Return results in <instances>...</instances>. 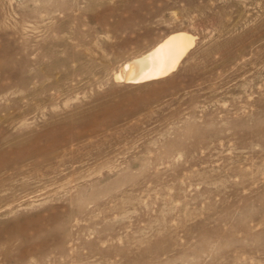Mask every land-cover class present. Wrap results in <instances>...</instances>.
Returning <instances> with one entry per match:
<instances>
[{
	"label": "rangeland",
	"instance_id": "374dc122",
	"mask_svg": "<svg viewBox=\"0 0 264 264\" xmlns=\"http://www.w3.org/2000/svg\"><path fill=\"white\" fill-rule=\"evenodd\" d=\"M0 264H264V0H0Z\"/></svg>",
	"mask_w": 264,
	"mask_h": 264
},
{
	"label": "bare ground",
	"instance_id": "6f19581e",
	"mask_svg": "<svg viewBox=\"0 0 264 264\" xmlns=\"http://www.w3.org/2000/svg\"><path fill=\"white\" fill-rule=\"evenodd\" d=\"M194 42L195 37L189 33H173L144 57L125 64L117 78L127 83L141 84L166 77L176 70Z\"/></svg>",
	"mask_w": 264,
	"mask_h": 264
}]
</instances>
